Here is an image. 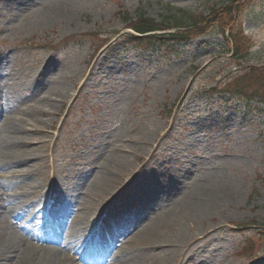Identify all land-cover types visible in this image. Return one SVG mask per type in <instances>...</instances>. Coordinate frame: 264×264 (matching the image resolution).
I'll list each match as a JSON object with an SVG mask.
<instances>
[{
  "label": "rangeland",
  "instance_id": "374dc122",
  "mask_svg": "<svg viewBox=\"0 0 264 264\" xmlns=\"http://www.w3.org/2000/svg\"><path fill=\"white\" fill-rule=\"evenodd\" d=\"M57 1L65 7L46 4ZM229 6L238 9L248 40L241 58L215 24H228ZM212 10L222 14L208 24ZM142 13L171 28L183 19L201 30L166 52L111 44ZM253 63H264V0H0V77L8 81L0 97L12 105L6 115L24 112L29 136H42L34 127L49 135L46 158L32 172L41 188L29 198L48 200L57 170L58 189L86 175L85 190L104 166L101 173L117 171L113 190L85 198L99 204L98 213H130L136 232L155 223L164 246L140 250L146 264H264V108L224 92L250 84ZM58 86L69 94L57 96L50 112L30 111L45 109L40 98H56ZM122 160L128 166L119 167ZM163 184L183 190L151 208L137 195L127 208L116 201L124 186L146 196ZM223 185L226 197L194 215V196ZM186 190L189 198L174 207ZM80 195L73 202H83ZM130 240L116 236V244L132 246L116 264H136L139 244ZM250 249L251 257L239 256Z\"/></svg>",
  "mask_w": 264,
  "mask_h": 264
},
{
  "label": "bare ground",
  "instance_id": "6f19581e",
  "mask_svg": "<svg viewBox=\"0 0 264 264\" xmlns=\"http://www.w3.org/2000/svg\"><path fill=\"white\" fill-rule=\"evenodd\" d=\"M46 4L50 6V8H53V10L65 7L63 1H57L55 4L46 2ZM5 83H8V81H5V78L2 75V77H0V85H4ZM10 86L12 87V84ZM14 88L15 87H13V89ZM20 89L22 88L20 87ZM55 94L56 98L52 95L40 98L39 101L45 103V109L40 110V108L38 109L33 106L31 108L29 107V109H31L30 111L35 115L38 114V116L40 115L39 113L50 112V109L56 104V99L58 97L61 98L63 95L67 96L69 91L67 92L64 87L60 88V86H58V88H55ZM11 107L12 106L9 102L0 98V226L2 227V231L0 232V264H78L74 257H70V252L76 253L78 249L82 247L88 250L92 244L94 246L97 236L94 237L91 228L94 229L95 226L92 225L95 222L99 220L98 223L100 226L106 225V228H112L114 230H116L117 226L127 223L121 213L112 214L113 216L109 213L106 217L107 220L105 221V219L102 218L105 217L102 214L103 210L98 213L100 209L99 204L92 202L91 200L89 201L87 197L85 198L86 194L87 196L89 195L90 198H96L94 196H97L98 192L107 194L112 191L113 189H110L112 186H109V181L116 176L115 174L117 171L106 170L101 173V170L104 167L102 166L100 171L93 173L92 180L87 184L85 190L82 186L86 180V175L85 177L79 176L80 178H78L72 185L64 186V188L61 189L60 193L66 194L65 198L70 197V199L75 198L79 193H83L82 196L84 201L80 202V210L77 211L76 216L73 219L74 221H68V217H66L65 222L61 226L62 229L68 228L69 232L56 239L59 244H65L66 249L70 251L69 254L66 255L65 253H61L57 248L48 249L45 243L47 242L46 239L48 237L46 232L41 228L47 221L48 214L36 200H31L29 196H31L30 189L41 188L39 180L35 181L33 179L34 175L32 172H34L35 167L39 166L40 159L42 157L46 158V155L42 152L47 150V146L45 145H47L46 143L49 139V135L47 130L34 127L31 129V133H34L33 135L42 136L39 138H34L32 135L29 136L27 130L28 126L23 124L25 120L24 112L21 113L22 116L20 117H3L2 113L7 112ZM31 141H34L37 145L30 147L29 145L31 143L32 145L34 144ZM41 149H43V151ZM39 150H41V152L38 154L37 151L39 152ZM118 164L119 167L122 168L127 165L123 160ZM57 173L60 174L58 170ZM57 173L54 177L55 182H57L58 178ZM25 178L29 181L26 182ZM30 178L33 180L31 181ZM129 181L130 178L120 185L121 188L122 185ZM52 184L55 183L52 182ZM155 189L154 191L158 192V190ZM179 190H183L180 185L172 186L169 194L168 192L165 194L163 193L164 195L162 198L155 200L152 195L154 191L151 193L150 191H147L148 194L142 196L141 188L134 192V190L130 189L129 185L128 187L124 186L117 196L118 201L123 198L122 200L125 202L123 207L127 208L135 202L136 199L134 197L137 195L140 196V199L138 200L139 203L142 202L141 204H147L150 206L147 208H151L158 206L164 201L166 196H169L170 198L174 191L178 192ZM229 191V187L224 186L204 192L205 194L201 197L194 196L196 199V206L194 207L193 214L200 216L205 213L210 205L215 204L216 201H221L226 197ZM125 194H127V196H124ZM187 194H189L187 190L183 191L182 196L176 198L174 201V207L183 205V200L189 198ZM129 198L132 199L129 200ZM147 198L148 200L146 201ZM167 199L168 197H166V200ZM123 207L122 209H124ZM66 209L70 215L72 209H69L68 207ZM171 211L173 212L174 208L173 210L171 209ZM87 220H89L88 225H86ZM154 225V222L151 225L148 224L146 226L147 228H143L141 231L132 234L130 242L133 243V245L136 243L139 244L137 246V251L144 250L143 252H145L153 245L164 246L161 244V241H158L161 236L158 233H155L156 227H154ZM31 239H34L33 241L37 239L42 240L45 244L38 245V243L31 242ZM164 242H166L167 245H170V241L164 240ZM129 244L130 243H128L127 246L122 245L121 248L117 247L113 249V255L115 258L111 259L112 263L108 262L107 264H116L117 257H125L124 253L127 254V252L124 250V247L130 248L131 245ZM142 251L135 255L136 264H146L147 262L145 258L142 257ZM130 260L132 261L134 258L131 257ZM125 261H128V259L125 258Z\"/></svg>",
  "mask_w": 264,
  "mask_h": 264
},
{
  "label": "trees",
  "instance_id": "16d2710c",
  "mask_svg": "<svg viewBox=\"0 0 264 264\" xmlns=\"http://www.w3.org/2000/svg\"><path fill=\"white\" fill-rule=\"evenodd\" d=\"M225 9L229 16V21L226 22L228 24L222 26L221 20H218L215 24H217L218 27L220 26V34L227 38L226 41L232 42L229 50L233 53H236L238 58H241L242 55L245 53L247 54L249 51L246 52L245 50V45L247 44L248 40L244 34V31L242 30L240 14L236 7V13H233L235 11L233 6L225 7ZM219 11H211L213 13L207 19L208 24H212V22L215 21L214 19L222 14L220 12L219 15H216ZM175 22H177L176 27L171 28L167 26V24L164 25L162 23H158L152 18L147 17L145 13H142L137 18L132 19L127 23L128 27L132 28L136 34L124 33L123 43L132 47H139L143 50L168 49L173 45L176 46V44L181 41L192 39L194 36L198 35L199 32L197 31L201 30L199 27H197V29L191 28L193 26L192 23L184 25L183 23L185 21L183 19H177ZM230 23H234L235 25L230 26ZM207 28L208 27L206 26L205 29ZM174 29H176L175 32L172 31ZM248 69L250 72V84H245L243 86L239 85V87H234L233 85L231 86L229 84L224 89V92L235 95L242 100L244 99L248 104L257 101L259 104L264 106V63H253ZM260 232L263 233V230L260 229ZM250 251L246 250L242 252L243 254H246Z\"/></svg>",
  "mask_w": 264,
  "mask_h": 264
}]
</instances>
